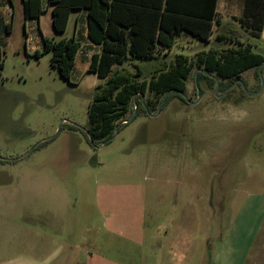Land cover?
<instances>
[{"label": "rangeland", "instance_id": "374dc122", "mask_svg": "<svg viewBox=\"0 0 264 264\" xmlns=\"http://www.w3.org/2000/svg\"><path fill=\"white\" fill-rule=\"evenodd\" d=\"M228 2L223 28L236 40L246 32L227 18ZM12 25L0 77L1 243L6 227H72L77 244L112 243L110 255L125 264H214L219 246L226 253L216 264H264V68L241 74L245 88L226 91L225 81L215 94L203 83L200 98L195 69L188 102L141 108L108 142L92 143L89 106L104 80L89 71L65 79L51 51L28 50L19 2ZM40 27L53 32L49 13ZM192 39L139 60L145 75L177 53L218 46ZM137 227L150 230L147 241L138 242Z\"/></svg>", "mask_w": 264, "mask_h": 264}, {"label": "trees", "instance_id": "16d2710c", "mask_svg": "<svg viewBox=\"0 0 264 264\" xmlns=\"http://www.w3.org/2000/svg\"><path fill=\"white\" fill-rule=\"evenodd\" d=\"M53 5V26L58 33L66 30L70 12L88 9V36L101 45L94 54L88 71L104 80L97 85L89 106L87 134L92 143H106L116 130L136 111L144 108L157 111L168 91L166 105L173 97L187 101L180 92H186L188 80L195 69H205L230 85L251 68L264 64V50L239 38L231 39L218 33L216 42H235L237 46L202 49L194 55L177 54L164 59L146 76L139 60H153L167 55L177 37L183 33L211 42L218 0H48ZM43 11L41 0H24V17H39ZM251 17L244 16L241 24L249 28ZM250 25L252 37H260L264 12ZM7 33L11 24L6 25ZM237 37V36H236ZM81 44L74 38H44V52H52L51 63L60 75L70 80L76 54ZM166 50V52H162ZM39 55V52H36ZM4 67V51L0 47V77ZM199 71L197 78L201 93L204 85L215 88L214 77ZM227 85V86H228ZM227 87L226 85H224ZM226 89V88H225ZM135 115V116H136ZM134 116V117H135Z\"/></svg>", "mask_w": 264, "mask_h": 264}, {"label": "crops", "instance_id": "0c3cea01", "mask_svg": "<svg viewBox=\"0 0 264 264\" xmlns=\"http://www.w3.org/2000/svg\"><path fill=\"white\" fill-rule=\"evenodd\" d=\"M16 2L21 3L23 10L24 19V33H25V44L28 50H33L39 52L40 48H44V38H53L55 40H60L62 38H74L79 41L81 46L76 54L75 65L71 74V78L78 77L77 75H82L84 72H88L89 66L92 61L94 54H99L101 52V45L94 43L88 36V9H74L70 12L67 28L64 32L58 33L53 26V5H50L48 0H41V5L43 11L39 17H32L25 19L24 17V0H0V47L6 46V38L4 37V32L6 30V25L11 24V32L14 28L12 25V18L14 14V5ZM222 0H218L216 9V18L221 21L217 24L214 21L213 34L211 36L212 44L217 43L218 47L223 46L222 42H215L218 33H228L224 31L223 25L225 24L223 14L220 11ZM228 6H230V11L227 18H231L235 21H240L241 19L249 15L250 22L245 30H237L235 35L241 36L243 42L254 43L252 36V29L250 25L257 23L258 18L262 12H264V0H229ZM46 13L50 14L52 29L51 34H47L41 30L42 15ZM11 20V21H10ZM73 21L74 28L73 33L66 36L70 23ZM262 29L260 31V37L258 39H264V20L262 22ZM7 33V34H10ZM217 33V34H216ZM56 34H59L57 36ZM182 38H188L193 41L190 34L183 33L177 37L174 46ZM178 45V44H177ZM173 46V47H174ZM185 48L186 46H181ZM195 47L191 48L194 49ZM264 50V48L258 47L257 51ZM200 49L194 50V53L199 52ZM166 52V50H162ZM177 54H187V53H177ZM191 55V54H187ZM72 227H39L38 229L33 227H6L5 231L9 238L7 241L0 242V264H125L116 255H110V249H112V243L103 242V245H97L96 242H91L88 244H77L74 241V235ZM149 229L146 230L144 227H137V239L138 242L143 243L145 240L146 233H149ZM10 236V233H14ZM30 233L35 236V239L30 240ZM228 238V237H227ZM227 238L224 236L221 242L225 243ZM102 240V235L100 236V241ZM96 243V244H95ZM220 245V243H219ZM226 253L225 248L218 247L212 262L216 264L220 262L222 256ZM131 264H134L131 261Z\"/></svg>", "mask_w": 264, "mask_h": 264}, {"label": "water", "instance_id": "95a60500", "mask_svg": "<svg viewBox=\"0 0 264 264\" xmlns=\"http://www.w3.org/2000/svg\"><path fill=\"white\" fill-rule=\"evenodd\" d=\"M263 68H264V64L260 65L259 68H258L259 72H261ZM199 71H206V70H205V69H197V70H196L195 77H196V82H197V83H198L197 75H198ZM206 72L209 73L208 71H206ZM209 75L212 76V77H214L215 80H216L217 85H216V88H215L214 92H215V94H217V91H218L219 88H220V79H219L218 77H216L215 75L211 74V73H209ZM237 83H240V84L243 85V87H244L243 81L240 80V79H237V80L234 81V83H233L231 86H229V87L226 89V91H228L229 89H231V88H232L234 85H236ZM244 88H245V87H244ZM226 91H225V92H226ZM170 92H172V91H168V92L166 93V95L164 96V98L162 99V102H161V105H160V107H159V110L161 109V107H162L163 104L165 103V101H166V99H167V96H168V94H169ZM225 92H224V93H225ZM224 93H223V94H224ZM180 94H181L184 98H186V99L188 100V97H187V95H186L184 92H180ZM198 94H199V97H198V98H200V94H201L200 87L198 88ZM135 115H136V111H135L134 114L131 116V118H129V119H127V120L125 121V123H127L128 121H130ZM122 123H124V122H122ZM117 132H118V129L116 130L115 133H117Z\"/></svg>", "mask_w": 264, "mask_h": 264}, {"label": "flooded vegetation", "instance_id": "af4514ba", "mask_svg": "<svg viewBox=\"0 0 264 264\" xmlns=\"http://www.w3.org/2000/svg\"><path fill=\"white\" fill-rule=\"evenodd\" d=\"M228 86H229V85H228ZM228 86H227L226 88H228ZM220 87H221V85H220ZM224 90H225V89H224ZM224 90H223V91H224Z\"/></svg>", "mask_w": 264, "mask_h": 264}, {"label": "built area", "instance_id": "2783aa9c", "mask_svg": "<svg viewBox=\"0 0 264 264\" xmlns=\"http://www.w3.org/2000/svg\"><path fill=\"white\" fill-rule=\"evenodd\" d=\"M124 123H125V121H124Z\"/></svg>", "mask_w": 264, "mask_h": 264}]
</instances>
